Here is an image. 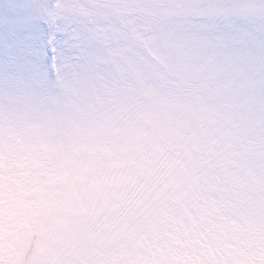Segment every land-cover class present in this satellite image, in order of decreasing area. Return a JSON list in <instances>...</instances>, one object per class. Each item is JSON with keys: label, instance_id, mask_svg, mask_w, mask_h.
<instances>
[{"label": "snow or ice", "instance_id": "1", "mask_svg": "<svg viewBox=\"0 0 264 264\" xmlns=\"http://www.w3.org/2000/svg\"><path fill=\"white\" fill-rule=\"evenodd\" d=\"M0 264H264V0H3Z\"/></svg>", "mask_w": 264, "mask_h": 264}, {"label": "rangeland", "instance_id": "2", "mask_svg": "<svg viewBox=\"0 0 264 264\" xmlns=\"http://www.w3.org/2000/svg\"><path fill=\"white\" fill-rule=\"evenodd\" d=\"M0 3H3V0H0Z\"/></svg>", "mask_w": 264, "mask_h": 264}]
</instances>
